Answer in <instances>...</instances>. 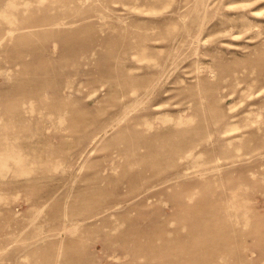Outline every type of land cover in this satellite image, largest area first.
Returning a JSON list of instances; mask_svg holds the SVG:
<instances>
[{"label": "rangeland", "instance_id": "obj_1", "mask_svg": "<svg viewBox=\"0 0 264 264\" xmlns=\"http://www.w3.org/2000/svg\"><path fill=\"white\" fill-rule=\"evenodd\" d=\"M0 264H264V0H0Z\"/></svg>", "mask_w": 264, "mask_h": 264}]
</instances>
